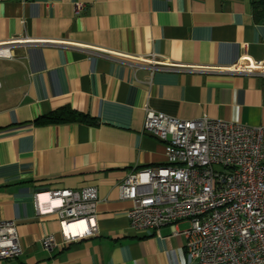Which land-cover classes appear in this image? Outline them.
<instances>
[{
  "label": "crops",
  "instance_id": "0c3cea01",
  "mask_svg": "<svg viewBox=\"0 0 264 264\" xmlns=\"http://www.w3.org/2000/svg\"><path fill=\"white\" fill-rule=\"evenodd\" d=\"M259 1L0 0V46L13 47L0 57L9 63L0 78V220L17 222L23 247L2 264H197L172 225L133 229L119 186L134 168L166 163L164 144L143 133L147 107L264 125V77L224 71L264 62ZM151 58L170 67L153 69ZM63 108L94 121H38ZM90 186L99 233L45 249L44 236L62 240L61 224L38 214L36 194L48 209L47 192Z\"/></svg>",
  "mask_w": 264,
  "mask_h": 264
},
{
  "label": "built area",
  "instance_id": "2783aa9c",
  "mask_svg": "<svg viewBox=\"0 0 264 264\" xmlns=\"http://www.w3.org/2000/svg\"><path fill=\"white\" fill-rule=\"evenodd\" d=\"M7 49L0 57L12 56L13 47ZM150 60L153 69L170 67ZM224 71L264 77V62ZM143 133L164 144L166 163L134 168L121 182V199L132 202V228L172 225L173 235L185 240L188 263L264 264V125L209 116L186 120L147 107ZM43 194L35 196L37 212L56 213L62 234L61 241L44 236L45 249L99 233L97 187L49 191L48 209L42 208ZM179 222L189 226L178 229ZM22 253L17 222L0 220V264Z\"/></svg>",
  "mask_w": 264,
  "mask_h": 264
},
{
  "label": "trees",
  "instance_id": "16d2710c",
  "mask_svg": "<svg viewBox=\"0 0 264 264\" xmlns=\"http://www.w3.org/2000/svg\"><path fill=\"white\" fill-rule=\"evenodd\" d=\"M254 13L256 16L264 15V0H260L254 4ZM40 123H53V122H73V121H87L93 122L94 119L86 114L80 113L71 108H63L55 110L40 119Z\"/></svg>",
  "mask_w": 264,
  "mask_h": 264
},
{
  "label": "rangeland",
  "instance_id": "374dc122",
  "mask_svg": "<svg viewBox=\"0 0 264 264\" xmlns=\"http://www.w3.org/2000/svg\"><path fill=\"white\" fill-rule=\"evenodd\" d=\"M11 45L12 44H6V45L0 46V47L9 48ZM8 67H9V63L6 60L0 59V78H2L3 76L8 77L7 76Z\"/></svg>",
  "mask_w": 264,
  "mask_h": 264
}]
</instances>
